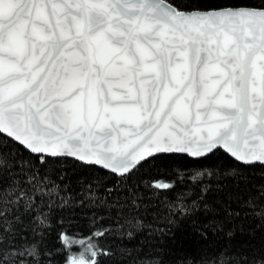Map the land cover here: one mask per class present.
<instances>
[{
	"label": "snow or ice",
	"instance_id": "obj_1",
	"mask_svg": "<svg viewBox=\"0 0 264 264\" xmlns=\"http://www.w3.org/2000/svg\"><path fill=\"white\" fill-rule=\"evenodd\" d=\"M264 264V0H0V264Z\"/></svg>",
	"mask_w": 264,
	"mask_h": 264
},
{
	"label": "trees",
	"instance_id": "obj_2",
	"mask_svg": "<svg viewBox=\"0 0 264 264\" xmlns=\"http://www.w3.org/2000/svg\"><path fill=\"white\" fill-rule=\"evenodd\" d=\"M187 247V242L183 232L177 233V239L173 245V259L179 264V260L184 254Z\"/></svg>",
	"mask_w": 264,
	"mask_h": 264
}]
</instances>
